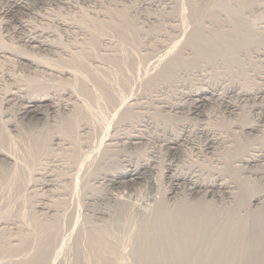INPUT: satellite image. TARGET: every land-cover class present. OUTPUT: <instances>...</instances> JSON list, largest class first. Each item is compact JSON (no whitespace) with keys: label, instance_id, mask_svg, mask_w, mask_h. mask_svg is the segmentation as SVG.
I'll return each instance as SVG.
<instances>
[{"label":"bare ground","instance_id":"6f19581e","mask_svg":"<svg viewBox=\"0 0 264 264\" xmlns=\"http://www.w3.org/2000/svg\"><path fill=\"white\" fill-rule=\"evenodd\" d=\"M35 1L11 0L9 8L4 14L9 15L14 13V11H29L30 2L33 3ZM56 1L66 4L72 2V0ZM206 1L144 0L142 2L143 8L161 7L162 9H169L167 10L168 18L161 13L166 18L165 20L156 18V16L153 17L152 14V17L144 16L142 19L145 21L144 23L132 17L131 14L134 11L130 13L131 11L128 8L129 11L127 9L124 10L122 7L121 9L111 8V4L107 7L108 5L106 6L102 3L104 7L100 10L103 11L99 10V13L94 14L91 18L86 16L84 20L97 23L95 24L97 27L93 30L94 37L97 34H105L109 29L111 32L108 31V33L110 35L112 33L113 40L111 37H107V40L104 38L106 36L100 38L102 35L99 38L97 36V38L91 40L86 37L90 41L87 40L89 43L84 41L85 38H82L84 42L81 44H72L73 46L70 48H63L59 47V44L54 45V43H50L47 40L48 38L46 39L47 32L46 36L43 32L39 31L38 34L33 33L32 35H25L23 37L22 41H25L24 43L31 51L37 53L43 51L54 56V59L49 58L53 62H43L38 58L16 54L13 61H16L21 66L23 65L32 78L30 77L29 81V77H26L27 81H16L17 78L13 80L10 76L11 74L0 75V82L7 81L6 84L9 81L11 82L9 84L10 87L5 89L0 88V100L4 104L11 100H17V103H19L17 111L18 119L4 118L7 114L0 116V142L3 144V147L0 148V187L1 192H3L0 198V247L4 246L6 248V253L2 256L0 255V259H2L0 264H88L85 263V260L83 261V259H86L82 257L83 246L89 247V250L92 252L93 260L91 264H241L240 261H243L244 264H264V190L262 189L264 187L256 184V180L253 182L247 179V177L243 178L240 176V172L244 171L243 168L256 165L263 154H258L260 149L256 148V146L253 147L254 145L248 147L247 144H242L245 143L242 141L233 143V141L237 140L236 138L235 140L232 138V140L213 130L208 131L209 137H206L204 147L205 150L209 151L214 149L215 146H219V144L224 145L225 149L221 153V159L224 164L222 165L223 170L216 171L218 175L210 181L200 180L201 178L198 179L197 176L196 178L187 174V176L179 173L167 175L169 178L168 188L165 190L160 189L162 191L159 192V197H151L152 201H150L152 205L145 208L146 214L143 217H139L141 219L140 223L137 226L135 225L134 232L131 231L133 233L127 250L123 249L124 233L126 232L125 219L129 217L128 206L126 207L125 203L115 198L116 204L112 205V207L115 206L112 210L109 209L111 205L107 209H95L93 212L95 217L97 216V218L104 222L103 225H101L102 222L98 225L96 223L93 224L89 219L79 218L80 220H78L75 204L65 197L67 194L70 196V192L66 194V189H68L64 187L67 185L66 183L71 186L73 185V189L76 186L77 192H79L85 187L94 186L98 188L106 185L111 188L120 184L132 185L143 179L142 174L144 173H142V170L150 167L149 163H136L137 165L132 164L133 166L128 163V165L130 164L128 167L126 166L122 170L119 169L115 173L102 172L100 167L101 161L106 157L112 156L120 145L135 148L144 145L148 141L139 131L132 134L120 135L119 133L114 134L116 127H112L114 129L112 131L113 134L105 132L107 122L112 117L117 119V121L119 120V123L122 122V125L131 122L135 115L137 117L135 111L138 108H134V106L142 103L139 99L141 97L137 96L136 98V95H132L130 86H132L131 84L134 81L139 80V77L144 82L141 85L145 87L144 91H142L145 94L146 90L153 89L158 83L159 85H172L173 88H175V85L183 87L182 81L188 78L191 81L190 78L192 76H199L200 86L196 84V88H193L191 91L188 89V92H185V90L183 92L182 90V96L185 95V97L187 96L191 99L190 110L193 113H202L201 110L208 101V95L215 96L218 94L215 88L206 84L210 80L206 82L207 80L204 79H209V77L213 76L207 74L206 71L204 73V67L201 65L204 63L209 64V68L211 66V68L215 69L221 66L220 64H223L222 66L231 71L235 68L242 69L243 64H245L243 60L264 56V51L261 48L254 47L252 52L249 51L251 48H248L249 44L253 42L264 44V30H254L247 22L252 18L245 19L243 17L245 15L242 16L243 12L241 8L246 7L245 5L248 2L245 1L246 4H243L242 0ZM254 1L252 0V3ZM250 5L254 6L253 4ZM139 6L141 5L139 4ZM80 12H83V10ZM87 14L89 16V13ZM220 15H223L225 20H222L219 17ZM157 16L159 17V15ZM43 18L46 19V16ZM69 20L70 22L62 23V25L75 27L77 23L71 22V19ZM162 21H167L165 23L171 28L170 30L177 34L175 36L173 33V35H167L165 31L156 30V33L150 35L148 33L149 30L146 33L143 28L149 24L152 26L154 23H157L159 27ZM164 27L162 26L161 28ZM86 31L88 32V29ZM141 32V40L144 43L142 41L140 43L139 33ZM90 33L92 35V32ZM79 38H77L78 41ZM147 40H156V46L163 50H161L162 53L159 55L160 51H157L158 49H154L150 45L148 47L146 45ZM139 44L140 49L136 51ZM151 44L153 43L151 42ZM170 46L172 47L169 48ZM2 47H0V57L4 60L10 59V55L12 54ZM95 48L96 50L99 48L98 52ZM140 51H144V53ZM248 51L252 54L250 53L249 55ZM241 52L245 56H249H244L245 59L241 58L239 56ZM154 56L158 58L152 61L149 73L146 76H139L142 63H140L141 58L148 57L150 60ZM46 59L48 60V58ZM209 68H207V71ZM194 73H199V75ZM241 73L248 74L247 71H242ZM217 81L219 82V80ZM63 83H69L70 85L68 86H71V89L70 87L68 89L64 87L60 89L61 86L59 87L60 90L53 88L55 84L57 87V84ZM152 86L154 87L151 88ZM241 88L234 85L228 88V92L227 90L226 92L247 97L249 92L247 93L245 89L242 90ZM139 93L141 94V91ZM162 98L155 100L157 103L155 105L157 107H154L156 108L154 111L156 116H160L159 114L161 113L177 112L183 105L170 103V101H166L167 98L164 97L166 100ZM221 100L224 105L223 107L227 111L230 113L238 112V106L233 102L224 98H221ZM149 101L152 102V99ZM24 121L28 124H26L28 126L26 131L22 130L24 128H20L22 127L20 122ZM157 123L159 122L157 121ZM81 131L83 132L84 139L80 135ZM239 132H242L243 135L245 133L252 135V133L258 132V129L254 125L246 124L240 127ZM183 136V134H178L172 138H166V140H163L162 146L170 152H176L180 149L181 141L185 139ZM227 143L231 144L226 145ZM84 146H88L87 148L89 149L86 151L82 150ZM56 148L66 153L65 160L70 159L71 162L73 159L74 166H71L76 170V173L74 172L75 175L72 173L73 176L71 177L63 175L61 179H57L55 176L53 178L50 175L53 173L49 175L42 173L46 160H48L49 155H52V152ZM67 157L69 158L67 159ZM52 158L55 157L52 156ZM61 159L63 160L64 158ZM55 160L59 161L58 159ZM109 161L107 160V162ZM63 162L65 163V161ZM173 167L175 166L172 162H168L166 172L170 173ZM62 168L61 166V171L63 172ZM65 172L68 171L66 170ZM219 172L222 174L223 172H227L226 174L229 177L235 179L231 182L227 181ZM23 175L27 176L28 181H24ZM42 177L45 180L43 178L44 181L41 189L46 188V192H49V195L42 197L43 194L42 196L40 194L39 199H33L37 203L34 205L33 203L35 202L32 201L33 203L30 204V208L26 209L25 204L27 205V203L25 202H28L27 195L30 197L37 194L35 188L39 185V180L40 178L42 180ZM234 185L237 186L235 187ZM71 194H73L72 191ZM220 194H224L230 198L231 202L229 206L225 205L218 208L217 205V209L214 206L208 205L209 199L207 198L221 197L219 196ZM36 196H39V194ZM55 196L59 198L53 199ZM9 198L11 200L9 204H6V199L8 200ZM94 199H96L94 196L93 198L90 197L88 203L90 200L92 202L95 201ZM2 209L4 210L1 211ZM36 210L41 213L42 219L35 215ZM127 219L129 221L132 220L131 218ZM61 220H65L68 226L70 224L73 226L69 227L68 239L63 240L65 241L63 249H59L60 246L57 247L59 245L57 244L59 240L57 234L61 233L60 229H64V227L59 226V221ZM78 223H80L79 226ZM128 232L130 233V231ZM66 251L71 252L69 254L72 255L68 260H66Z\"/></svg>","mask_w":264,"mask_h":264},{"label":"rangeland","instance_id":"374dc122","mask_svg":"<svg viewBox=\"0 0 264 264\" xmlns=\"http://www.w3.org/2000/svg\"><path fill=\"white\" fill-rule=\"evenodd\" d=\"M99 1L98 0H94L93 3H92V0H90V1L89 0H74V1L72 0V2H71L72 4L71 3L66 4V3H63L61 1L59 2V1H56V0H40V1L36 0L33 3L30 2L29 11H14V13H11L9 15H5L4 13L9 8V6L11 4V0H0V47H2V45H3L2 48H4L5 50H7L8 52H10L12 54V55H10L11 58L8 59V60H4V59H2L0 57V59H2V60H0V68H1L0 69V72L2 71L0 73V75H4L5 76V75H8V74L9 75L11 74L10 76L13 78V80H14V78H17L16 81H18V80L27 81L26 77L27 78L29 77L28 78V81H29V79L32 78L31 76H29L30 73H28L27 69L23 65L21 66L16 61H13V60H15V55L16 54H24V55L29 56V57H32V58L33 57L36 58V59L38 58L39 60H42L43 62H49L51 59H54L53 58L54 56H52L50 54H47V53H45L43 51L38 52V53L35 52V51H31V49H29V47L24 43L25 41H22L23 40V37L25 35H32L33 33L34 34H38V32L41 31V32H43L45 34V36L48 34L46 36V39L48 38L47 40H49L50 43H54V45H56V44L58 45L59 44L58 46L59 47H63V48H70L73 45H78V43L81 44L84 41L85 42H88L89 41L88 38H90V40L93 39V38H97V36L99 38L102 34H97V36H95V37L93 35V30L95 29V27H97V25H95L97 23L91 22L90 20L88 21L86 19L84 20V18L86 16L91 18V17L94 16V14L99 13V10L104 7V4L106 6L108 5L107 7H109V5L111 4L110 5L111 8L114 7V8L121 9V7H122V8H124V10L128 8L131 11L130 13H132L134 11V13H132L131 16L134 17L136 20L139 19L140 21H143L142 23L145 22L144 20H142L144 18V16H151L152 17V14H153V17L156 16V18H162L164 20L166 18H168L167 17V15H168L167 14L168 13L167 10H169V9L164 8L165 9V11H164V9H162L161 7L160 8H158V7H155V8L154 7H145V8H143L144 5H142V2L144 0H114V1L113 0H101L100 2ZM145 1H147V0H145ZM203 1L207 2L206 0H203ZM245 1L248 2L247 5L248 4L249 5H248V7H247V5H245L246 7H244L243 9L241 8V10L243 12L242 13V16L245 15V16H243L245 19L252 18V19H250L251 21L248 20L247 22L249 23V26L252 27L254 30L259 29V31H260V29H261L263 31L264 30V0H255L257 4L255 3L254 0H253L254 1L253 3H252V0H249V1L242 0L241 2L242 3L244 2L243 4H246ZM116 2H117V4H116ZM97 3L98 4L99 3H101V4L104 3V4H102V5L99 4L100 5L99 6ZM139 4L141 6H139ZM250 4H253L254 6H252ZM82 10H83L84 13L83 12H80ZM160 10H163V11H160ZM100 11H103V10H100ZM80 13H82L83 15L80 14ZM87 13H89V16H88ZM161 13L163 15H165L166 18H164V16H162ZM134 14H135V16H134ZM260 14H261V16H260ZM157 15H159V17ZM45 16H46V19L43 18ZM82 17H83V19H81ZM140 17H141V19H140ZM219 17H221L222 20H225V17L223 15H220ZM52 18H54V19H52ZM62 18H63V20H62ZM69 19H71V22L77 23L75 27H67V26L62 25V23H68V22H70ZM253 19H255V20H253ZM84 21L85 22H91V23H85ZM165 22H167V21H162V23L159 25V27L157 26V23H154L152 26L149 24L147 26L148 29H146L147 27H143V28L145 29L146 33L149 30L148 33L150 35L153 34V33H156L158 30H160V31H165V33L167 35H169V34L170 35H173L174 34V36H175L177 33H175L172 30H170L171 28ZM252 22H253L254 26H253ZM224 23H226V22H224ZM22 25H24V26H22ZM162 26L163 27L166 26V27L161 28ZM150 27H152L154 29H152V28L150 29ZM71 28H73V29H71ZM87 29H88V32L86 31ZM154 30H155V32H154ZM35 31H37V32L35 33ZM108 31L111 32L108 29L105 32V34H103L100 38H103L104 36H106L104 38L107 39V37L108 38L111 37V39L113 40L112 33L110 35V33H108ZM46 32H47V34H46ZM81 32H84V33H81ZM85 32L87 33V35H86ZM90 32H92V35L93 36L90 35L91 34ZM138 32H140V31H138ZM251 33L253 34L252 31H251ZM140 34H142V32L139 33V38H140V43H141V41H142L141 40L142 39V35L140 36ZM76 37L77 38L80 37L79 38V41L80 42L77 40ZM86 37H88V38H86ZM113 37L115 38V36H113ZM253 37H254V35H253ZM82 38H85V40L82 39ZM148 41H150V42H148ZM154 41L153 40H147V44H146V42H145V44L148 45V47L150 45V47H152V48L154 47V49H158L157 51H160L158 53L160 55V53H162L163 50L160 47L156 46V42L157 41L156 40H154ZM151 42L153 44H151ZM85 44L87 45V43H85ZM251 44H249V46H248V48H251L250 50L248 49L249 51L252 52V50H253L254 47L255 48L256 47L261 48L264 51V44H261V43H258L257 44L256 42H253ZM153 45H155V46H153ZM137 47L138 48L136 49V51L138 49H140V44ZM171 47L172 46H170L169 48H171ZM22 49H23V51H22ZM98 49L96 50V48H95V50L97 52H98ZM249 51H248V54L250 55L251 52H249ZM140 52L144 53V51H140ZM249 55H246L245 56L244 53L241 52L239 56L241 58H244V56L247 57ZM46 58H48V60ZM49 58H51V59H49ZM143 58H141L142 60H140V63L141 62L142 63H141V69L139 70V73H140L139 76L140 75L141 76H144V75L146 76V74L149 73V71H150V66L152 65L151 64L152 61L154 59L158 58V57L154 56L150 60L148 59V57H146L147 59L146 58L143 59ZM255 58L256 57H253L252 59H249V60H243V63H245V64H243L244 65L243 68L242 69L235 68V69H232V70L230 69L232 72L229 71L224 66H222L223 64H220L221 66H219L221 69L219 67L214 69V68H211V66L209 68V64H205V63L203 64L204 66L201 65L202 67H204V69H203L204 70V73L206 71L207 74H209L210 76H213V77H209V79L208 78L207 79H204V80H207L206 82H208L210 80L206 84H208L210 87L212 86L213 88H215L216 93L218 94V95H215V96L208 95L209 96V97H207L208 98V101H207L206 105L203 106L204 108H202V110H201L202 113H199V112L193 113L190 110V104H191V101L190 100L191 99L188 98L187 96L185 97V95L182 96V90H183V92H184V90H185V92H188L189 90L191 91V90H193V88H196V86H197L196 84H198V86H200L201 82H199V80H198L200 78L199 76H196V77H195V75L192 76L190 78L191 81L189 80V78L186 79V80H184V81H182V84L184 85L183 86L184 88L182 86H176V85L174 86L175 88H173V86L170 85L172 87L171 88L170 86H167L166 84L165 85L164 84H161L162 86H164V87H162L158 83L159 86L157 85L156 87H154V86L151 87V88L154 87L155 89L153 88V89H150V90H146L145 91V94H146V92H148L146 95L143 94L144 92H142V91H144V88L145 87H144V85H141L142 83L144 84L143 80H141V77H139V80L134 81V83L131 84L132 86H130V89L132 90V95H136L135 96L136 98H137V96L138 97L140 96L141 98H139V99H140V102H142V103H140V105L137 104V105L134 106V108H138V109H136V111L133 108V110L137 114V117L135 115L134 119L132 118V121L129 122L128 124H126V125H122L121 124L122 122L119 123V120L117 121V119H115V118L112 117L107 122V125L105 127V132L107 134H113L112 131L114 130L113 128H115V127H116L115 128V131L116 132L114 131V134L119 133L120 135H122V134L127 135V134L136 133L137 131H139V132H141L144 135V137L148 141H146V143L144 145H141V146L135 147V148H133V147H126V146L123 147V146L120 145V147H117L116 152L114 151L115 154L114 153L112 154L113 157L112 156H110L108 158L106 157L107 158V159L105 158L106 160L103 159V161H101L100 167H101L102 172L105 171V173H109V172L110 173H115V172L119 171V169L122 170L126 166L128 167L130 164L131 165L132 164L135 165L136 163L137 164H140V163H149L150 164V167L145 168L144 170H142L143 171L142 173H144V174H142L143 179H140L138 181V183L136 182V183H134L132 185H130V184H120L118 186L111 187V188L108 187V186H106V185L105 186L98 187V188L92 186L93 188L92 187H89V188L88 187H85V188L81 189L79 192H77L78 190H77L76 186L73 189V185L71 186L70 184L66 183L67 185H69V186H67V185L64 186L65 188H68V189H66L67 190L66 191V194H67V192L68 193L70 192L69 194H70V196L72 198L68 194L67 195L65 194L66 196L65 195L64 196L67 197V199H70L71 201H73V203L75 204V208H76V211H77L76 213H77L78 220L84 218V219H89L93 224L96 223V224L99 225L102 222L101 225H103L104 222L101 219L97 218V216L95 217V215L93 213L95 211V209H98V208H100V209H107L111 205V207L109 209L112 210L115 207V206L112 207V205H115L116 204V200H119V201L125 203V206L126 207L128 206L127 207V210L129 212V215H128L129 217H126V219H125V231L126 232L124 233L125 234V238H124L125 240L123 241V249L125 248L124 250H127V248L129 247L128 244L131 241L132 233L135 231L136 226L141 221V219L139 217H143V215L146 214V212H147L145 208L146 207L148 208L149 205H152L151 204V201H152L151 200L152 199L151 197H154V196L155 197H159V195H160L159 192L162 191L160 189L165 190V189L168 188V186H169V178H168V176L170 174H178L179 173V174H182V175H185V176H187V175H190L191 177L192 176L193 177L194 176L195 177L197 176L198 179L201 178L200 180L210 181L216 175H218V174H216L217 173L216 171H218L220 169L223 170V166L222 165H224V164H223V160L221 159V153L225 149L224 145L219 144V146H215L214 149H211L209 151L205 150L204 145L206 143V139L209 137L208 136L209 135V133H208L209 130L210 131L213 130L216 133L218 132V133H220L221 135H223V136H225L227 138L228 137L231 138V139L233 138L234 140L236 138L237 140H235V142L233 141V143H237V141H240V142L242 141V142H245V143H242V144H245V145L247 144L248 147L251 146V145L252 146L254 145L253 147L256 146V148L258 147L260 149L261 152L259 151L258 154H260V153H261V155L263 154L262 157L259 158L260 161H258L257 164L254 165V166L247 167L245 169L243 168L244 171H241L242 173L240 172L241 175L240 174L239 175L241 177H243V178H246L247 177V179H249V180H251L253 182H255V180H256V182H255L256 184H259L261 187H264V167H263V165H264V145H263L264 144V59H262V58H264V56L259 57L261 59H259V58H256L255 59ZM145 59H146V61H145ZM44 60H46V61H44ZM8 62H10L11 64L8 63ZM50 62H53V61H50ZM246 62H247V64H246ZM207 68H209L208 71H207ZM245 68H246V71L248 73L246 75H248V76H246L245 73L244 74L241 73L242 71L243 72H246L245 71ZM223 69H224V71H223ZM210 70H211L212 73L210 72ZM216 70H218V71L216 72ZM234 70H236V71H234ZM141 71H143V72H141ZM194 74H196V73H194ZM196 75H199V73L196 74ZM18 77H19V79H18ZM24 78H25V80H24ZM192 78H194V79L192 80ZM217 80H219V82ZM6 82L1 81L0 82V88H4L5 89L7 87H10L9 84H11V82L9 81L7 84H6ZM68 85H70V84L69 83H63V84H57V87H56V84H55V87H53V88L54 89H57V90H60V89H63V87L65 89H68L70 87V89H71V86H68ZM234 85H237L238 87H242L241 89L242 90L245 89V91L247 93L249 92L248 93L249 95L247 97H241V96H237V95L230 94V93L228 94L227 93L228 92V88H230V87H232ZM205 86H207V85H205ZM59 87H60V89H59ZM142 87H143V89L141 90ZM159 87H160V90H159ZM161 87H162V89H161ZM180 87H182V88H180ZM151 90L152 91L154 90V91L152 92ZM155 90H157V91H155ZM226 90H227V92H226ZM139 91H141V94L139 93ZM149 91H150V94H149ZM136 92H137V94H136ZM147 97H149V98H147ZM162 97L163 98L164 97L167 98V100L165 98L164 99L166 101H168V102L170 101V103L171 102L172 103H178V104H180V106L182 104L183 105L181 106L180 109H178L179 111H177V112H170L171 114L170 113H168V114L161 113V114H159L160 116H156L155 115V112H154L156 110V108H154V107H157V106H155L157 103H156L155 100H157V98L160 99ZM150 98L152 99V102L149 101V100H151ZM221 98H224L226 100H230L235 105H237L238 106V110H237L238 112L230 113L229 111H227L223 107L224 106L223 103H222V100L223 99L221 100ZM146 99H149V100H146ZM147 101L149 103H151V104H149ZM17 102H18L17 100H15V101L11 100L8 103L4 104L0 100V110H1V112L3 111L2 114L0 112V116H5L7 114L4 118L7 117V118H10V119H14V118L16 119L18 117L17 111H18V107H19L18 106L19 103H17ZM143 103L145 104V106H144ZM146 104H148L147 105L148 107L146 106ZM170 115H171V117H170ZM135 120H136V122H135ZM157 121L159 123H157ZM114 123H116V124H114ZM243 123H245V124H243ZM26 124H27V122H25V121L24 122H20V125L22 126L20 128H24L22 130H25L26 131L28 129L27 128L28 127L27 126L28 124L27 125ZM242 124L243 125H246V124L247 125H249V124L250 125H254V126L257 127L258 132H254V133H252V135L251 134H246V133H245V135H243L242 132H239L240 127L243 126ZM169 125H172V126H169ZM80 133H81L80 135L83 137L82 139H84L83 132L81 131ZM238 133H240V134H238ZM178 134H183L184 135L183 138H185L183 141H181V146H180V149L178 151H176V152H170L164 146H162L163 140H166V138L167 139L168 138H172L173 136H176ZM87 136H85V138H87ZM256 136L257 137L258 136H262V137H258L257 138ZM247 139H248V143L249 144L247 143ZM258 142H259V144H258ZM250 143H252V144H250ZM0 144H1V142H0ZM83 144L85 145L84 142H83ZM229 144H231V143H229ZM229 144L227 143L226 145H229ZM2 147H3V144L0 145V148H2ZM87 147L88 146H84L82 150L86 151L87 149H89ZM84 148H86V149H84ZM62 151L63 150H60V149L58 150L56 148L52 152V155H49L48 160H46V164L44 165V168H43V170L45 172L42 170V173L44 175L45 174L46 175H49L50 173H53V174H50V175H52L53 178L55 176V178L61 179V177L63 175H67V176L71 177V176H73L72 173H74V172L76 173V170L73 167L74 166V164L72 162L73 159L71 160V162H70V159H68L69 157H67L68 160H65L67 155H66V153L64 151L63 152ZM55 154L59 158L56 157V156H54ZM61 154H63V155H61ZM52 156L55 157V158H52ZM61 156H63V157H61ZM114 157H117L118 159L117 158H114ZM177 157H178V159H177ZM61 158H64V159L62 160ZM55 159H58L59 161H57ZM60 159H61V161H60ZM107 160L108 161L111 160V161L107 162ZM176 160H178L179 162L176 161ZM63 161H65V163L67 162L68 164L67 163L65 164ZM112 161H113V163H112ZM115 161L116 162L118 161L117 162L118 164ZM168 162H172V164L175 167H177L176 168V171H175V167H173V170H171L170 173L169 172H166L167 171L166 168H167ZM176 162H177V165L178 166L176 165ZM61 163H63V164H61ZM128 163H130V164L128 165ZM261 164H263V165H261ZM68 165H70V166H68ZM71 165H73V166H71ZM61 166L63 167L62 168L64 170L63 172L61 171ZM66 166H67V168H66ZM69 169H70V171H69ZM248 169H249V171H248ZM50 170L53 171V172H51ZM66 170L69 173L68 172H65ZM260 170H262V171H260ZM180 172H182V173H180ZM190 172H191V174L192 173L193 174L191 175ZM75 173H74V175H75ZM194 173H195V175H194ZM219 173L227 181H230L231 182V181H233L235 179V178L229 177V175L226 174L227 172H223V174L221 172H219ZM225 174H226V176H225ZM56 175H58V176L60 175L59 176L60 178L58 176H56ZM43 178L44 177H42V180H41V178L39 180V185L40 186L37 185L38 187L36 186V188H35L36 189V193H37L36 195L39 194V196H36L34 193H33L34 195L33 196L31 195L30 197L27 195L28 202H25V203H27V205L25 204L26 209H28V207L30 208V204L33 203L32 201H34L33 199H35V198H36V200L39 199L40 194H41V196L43 194L42 197H45V195H47V196L49 195V192L48 193L46 192L47 191L46 188L45 189L44 188L41 189L42 183L45 180V178H44V180H43ZM23 179H24V181H28L27 176H24ZM231 185H233V183H231ZM234 186L236 187L237 185H234ZM262 189L264 190V188H262ZM71 191L74 194V196H73V194H71ZM1 193H3V192H1V187H0V198L2 197L1 196L2 194ZM75 193H76V195H75ZM94 194L97 195V196H95ZM223 195L224 194H220L219 196H221V197H218L217 196V198L216 197L211 198V199L210 198H207V199H209L208 200L209 201L208 202V205H210L212 207L214 206V208H217V205H218V208L219 207L220 208L221 207H224L225 205L226 206L227 205L229 206V204L231 202L230 198H228L225 195L223 196ZM93 196L96 199H94L95 201H93V202L90 200V202H89L90 204H89L88 203L89 198L90 197L93 198ZM55 198H59V197H57V196L53 197V199H55ZM115 198H116V200H115ZM219 198H221V199H219ZM10 200H11L10 198L8 200L6 199V204H9V201ZM34 202L35 203H33V204L35 205L37 202L36 201H34ZM2 206H3V204H2ZM3 210L4 209H2L1 211H3ZM147 210L149 211V209H147ZM130 211H132L131 212L132 214L130 213ZM35 212H36L35 215L37 217L39 216V218L42 219L43 216L41 215V213L39 211H37V210ZM130 215H132V216H130ZM127 218H129V219L131 218L132 220L129 221ZM131 221H133V222H131ZM130 223H131V225H130ZM132 224H134V225H132ZM79 225H80V223H78V226ZM59 226L62 227V228L64 227V229H60L59 231H61V233L59 232L57 234V237H59L58 238L59 240L57 241L58 242L57 244H59V245H57V247L60 246L59 249H63L64 243H65V241H63V240H67L68 239V235H69V231H70L69 229L71 227H73V226H72V224H70L68 226V224H67V222H65V220L64 221H62V220L59 221ZM129 228H130V230H129ZM132 229H134V230H132ZM127 230L130 231V233ZM131 231H133V232L131 233ZM62 235H64V236H62ZM71 244H72V241H71ZM0 249H2V250H0V251H2V252H0V255L2 256L3 254L6 253L5 252L6 251V248L4 246H2V247H0ZM82 251H83V253H82L83 256L82 257L83 258L84 257L86 258V259H83L82 258L83 261L85 260V263L91 264V261L93 260V255H92V252L89 250V247L83 246ZM67 252L68 251H66V253H65L66 254V258H67L66 260H68L69 257L70 258L72 257V255H70L71 252H68V253ZM86 252H88V253H86ZM1 262H2V259H0V263ZM240 263L242 264L243 261L242 262L240 261Z\"/></svg>","mask_w":264,"mask_h":264}]
</instances>
